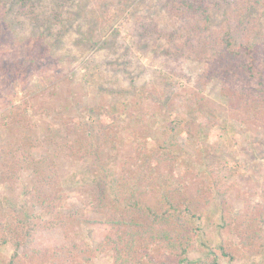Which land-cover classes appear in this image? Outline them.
Listing matches in <instances>:
<instances>
[{
  "label": "trees",
  "instance_id": "trees-1",
  "mask_svg": "<svg viewBox=\"0 0 264 264\" xmlns=\"http://www.w3.org/2000/svg\"><path fill=\"white\" fill-rule=\"evenodd\" d=\"M86 2L0 0L1 46L3 38L14 46L10 31L17 34L29 31L26 37L30 65H26L23 57L11 64L15 59L7 53L9 64L5 63L3 69L13 71L10 80L43 72L39 69L40 59H44L42 48L49 45L46 42L56 45L69 37L68 26L79 17ZM157 3L169 17V29L163 30L157 23L138 17L132 28L138 38L136 48L144 43L154 46L163 38L168 45L161 49L173 58L179 51L194 50L190 48L194 41L196 45L199 43L197 56L208 65L206 71L195 82H187L193 87L190 92L173 94L176 101H172L171 95L163 96L161 101L151 96L145 85L132 84L129 101L100 102L91 110L85 109L88 120L83 122L80 91L70 87L65 103L79 114L60 117L56 126L41 129L34 120L31 123L15 120L20 135L9 136L0 147V185L7 186L0 196V249L8 245L13 253L4 264H22L17 258L25 250V258L34 259L37 255L31 246L36 234L57 226L65 232L77 226L79 220L66 216L67 198L62 191L75 183L90 188L93 204L103 216L99 220L80 221L106 233L92 251L111 252L113 264H236V254L250 255L246 243L230 248L221 241L219 254L213 251L207 253L209 256L189 259L191 243L201 233L202 207L209 202L197 203L192 195L186 194L182 184V178L192 167L191 159L182 156L189 155L184 146L191 136L176 123L167 126L169 131L160 137L153 130L164 126V120L173 114L176 105L178 114L190 109L196 126L209 130L216 119L201 90L216 77L222 78L221 93L239 124L254 127V131L264 126V0H157ZM218 12L222 13V20L215 28L213 19ZM180 39L182 46L177 45ZM102 47L114 53L120 50L112 42H105ZM243 54L247 61L242 62ZM44 64L49 66L48 61ZM175 119L178 120L177 116ZM39 148L46 151L37 158L30 150ZM131 152L134 156H130ZM86 159L92 162L84 171H72L77 162ZM176 168L180 174L175 172ZM252 230L247 236L248 245H255L258 253H262L264 232L255 227ZM147 252L165 259L155 263ZM87 253L92 254L89 250ZM50 261L47 264H54ZM87 263V259L82 261Z\"/></svg>",
  "mask_w": 264,
  "mask_h": 264
},
{
  "label": "rangeland",
  "instance_id": "rangeland-1",
  "mask_svg": "<svg viewBox=\"0 0 264 264\" xmlns=\"http://www.w3.org/2000/svg\"><path fill=\"white\" fill-rule=\"evenodd\" d=\"M80 12L76 21L68 26L69 37H64L56 45L46 42L49 45L42 48L41 57L44 59H40L39 69L43 72L27 74L25 79L10 80L13 71L4 70L3 67L9 61L7 53L15 59L11 64L23 57L26 65H30L27 60L29 42L26 37L29 31H26L27 34L10 31L14 46H11L10 41L2 39L0 147L4 146L9 136L20 135L15 120L20 119L23 123L34 120L41 129L44 126H56L60 123V117L79 114L73 106L65 103L69 100L70 87L80 91L84 106L81 113L83 122H86L88 111L85 109L91 110L103 101H129L132 84L145 85L151 96L161 101H164L163 96L166 95L173 96L172 101H176L174 95L190 92L193 87L187 82H195L206 71L208 65L197 56L199 54L195 50L199 43L196 45L194 41L190 47L194 50L179 51L173 58L164 54L163 50L168 44L163 38L154 46L144 43L136 48L135 39L138 38H135L132 28L135 26L133 21L138 17L157 23L163 30L170 26L169 17L157 0H87ZM221 16L222 13L218 12L213 19L215 28L219 27ZM262 23L264 25V19ZM105 42L114 43L120 50L117 53L107 50L102 47ZM182 44L183 39H180L177 45ZM47 61L48 67L44 64ZM243 61H247L245 54ZM11 64L9 68H12ZM221 85L222 78L216 77L201 90L215 114L216 122L209 130L203 131L196 126L190 109L178 114L176 105L173 114L164 120V126H156L153 132H159L160 137L169 131L167 126L176 123L191 136V140L184 146L189 155L182 156L191 159L192 167L182 178V184L186 194L192 195L197 203L209 202L202 207L204 221L201 233L191 243L189 259L205 257L213 251L218 253L217 248L222 241L224 246L230 248L247 244L250 255L244 257L236 254V264H264V252L258 253L259 248L248 245L247 241L248 233L253 232L252 228L264 232V126L254 131V127L240 125L228 100L221 93ZM45 151L43 148L30 150L37 158L44 155ZM130 154L134 156L132 152ZM91 162V159L77 162L72 171H84L85 166ZM175 172L180 174V169L176 168ZM17 185L16 188H19ZM6 190V184L0 185V196ZM62 191L67 198L66 216L79 220L77 226H71L66 232L57 226L36 234L35 243L31 247L37 256L28 260L25 258V250L17 260L22 264H47L49 260L54 264H60L61 261L82 264L87 259V264H113L111 252H93L106 233L95 226L80 223L103 217L93 204V196L88 193L90 188L75 183L63 187ZM88 250L92 254L87 253ZM12 254L10 246H3L0 249V264L6 263ZM148 256L155 263L165 259L156 258L150 253Z\"/></svg>",
  "mask_w": 264,
  "mask_h": 264
}]
</instances>
